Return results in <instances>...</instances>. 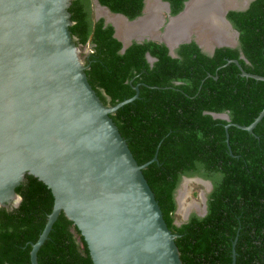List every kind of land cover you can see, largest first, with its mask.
Masks as SVG:
<instances>
[{
    "label": "trees",
    "instance_id": "trees-1",
    "mask_svg": "<svg viewBox=\"0 0 264 264\" xmlns=\"http://www.w3.org/2000/svg\"><path fill=\"white\" fill-rule=\"evenodd\" d=\"M168 2L171 14L187 0ZM112 13L129 20L140 16L144 0H98ZM92 0H72L69 30L77 46L91 45L85 74L104 105L114 106L135 94L110 117L142 170L167 228L176 236L182 264H264V117L252 133L210 113H228L230 123L250 125L264 107V0H253L245 11H229L227 19L239 33L238 48H216L212 56L192 41L180 45L176 57L156 42L132 43L123 54L114 29L95 20ZM155 59L148 63L146 54ZM241 55L243 59L240 58ZM212 183L205 216L190 215L174 224L175 191L182 177ZM16 208L0 206V264H30L31 244L42 232L53 206L52 193L26 175L15 189ZM39 264H93L86 242L63 212L37 253Z\"/></svg>",
    "mask_w": 264,
    "mask_h": 264
},
{
    "label": "water",
    "instance_id": "water-1",
    "mask_svg": "<svg viewBox=\"0 0 264 264\" xmlns=\"http://www.w3.org/2000/svg\"><path fill=\"white\" fill-rule=\"evenodd\" d=\"M71 1L0 0V206L6 208L13 199L19 205L15 189L26 175L37 178L52 193L51 212L31 244L30 264H39L37 253L61 212L82 235L93 264H182L174 242L177 235L167 228L142 173L157 162V153L138 165L110 117L137 99L139 88L133 87L135 94L114 106L101 102L85 74L84 60L78 57L81 46L75 45L69 30ZM159 1L166 5L169 19L163 16L153 27L133 26L127 40L121 39L120 26L104 19L122 44L121 54L134 42H156L176 57L180 45L197 43L195 29L186 39L172 36L174 21L192 0L185 1L173 16L169 3ZM242 1L247 9L253 0ZM93 3L126 24L145 16L146 0L141 15L133 20L112 13L98 0ZM230 9V5L224 8L223 20L238 46L239 33L226 18ZM216 46L231 48L226 42ZM146 59L150 64L155 61L148 53ZM230 63L242 77L264 82V76L245 72L238 60H228L224 66ZM210 115L227 122L229 148L228 128L252 133L264 117V107L248 126L230 123L227 112ZM207 183L210 191L211 182ZM203 209L206 213L205 195ZM186 212L185 220L190 213ZM236 240L230 264H235Z\"/></svg>",
    "mask_w": 264,
    "mask_h": 264
},
{
    "label": "bare ground",
    "instance_id": "bare-ground-1",
    "mask_svg": "<svg viewBox=\"0 0 264 264\" xmlns=\"http://www.w3.org/2000/svg\"><path fill=\"white\" fill-rule=\"evenodd\" d=\"M151 1L153 0H146L145 16L132 25L121 21L119 17L108 16L106 13L102 12L100 8H97V10L102 12L104 16H106V18L115 26H120V37L121 39L127 40V38H129L128 33L131 29H133V26L153 27L158 23L159 19L163 17L162 15H158V13L164 8L163 5L165 4L162 3V5L161 2L157 0L158 2H154L149 6V2ZM229 4L230 2L228 0H192L185 12L174 21L176 26L172 29V36L174 35V37H179V40L186 39L189 37L193 29L200 28L201 30H199L202 33H205V37L212 35L215 41H217V44H223L224 42L222 43V41L224 37H227L229 40L233 39L232 31L228 29L226 23L223 20L224 8H226V6ZM230 6H234V4H231ZM158 16L159 19H157ZM177 37L175 38L178 39ZM189 180L190 178H185L182 189L179 190L181 196L180 198L177 197V202L180 208H182V204H184L182 201L185 192H182V190L187 187L186 184L187 181L189 182ZM195 180L204 182L206 186H208L207 181L201 178H196Z\"/></svg>",
    "mask_w": 264,
    "mask_h": 264
},
{
    "label": "rangeland",
    "instance_id": "rangeland-1",
    "mask_svg": "<svg viewBox=\"0 0 264 264\" xmlns=\"http://www.w3.org/2000/svg\"><path fill=\"white\" fill-rule=\"evenodd\" d=\"M233 5L234 6H230V8H243L244 4L242 5V0H231L229 5ZM92 15H93V19H95V17H100V19H106V16H104V14L100 11L97 10V8L95 7L93 0H92ZM96 20V19H95ZM233 36V35H232ZM234 37V36H233ZM197 42L203 47L202 49L208 52H211L212 49L216 46L215 43H213V41H211L210 39L208 40H204L203 35H200L199 38H197ZM226 44H228V46L234 47L235 46V42H234V38L226 41ZM89 52V47L85 48L84 50H82L81 48H79L78 52V57L81 61L84 60V55L83 52ZM186 178H190L189 182L187 181V187L184 190H182V192L184 193L183 196V203L182 204V208H180L178 206L177 203V208L176 211L174 213V222L179 224L185 221L184 219V214L185 212H190V213H197L199 215L202 214L200 210L203 207V201H204V195H208V190H207V186L204 182H200L195 180L196 178H201V177H186ZM205 181H209L206 180L204 178H201ZM185 181H183V179L180 181V185L178 187V189L180 188V190L182 189V185ZM180 193H176V197L180 198ZM191 206V207H190ZM189 207V208H188ZM204 211V210H203ZM186 212V213H187ZM189 213V214H190Z\"/></svg>",
    "mask_w": 264,
    "mask_h": 264
},
{
    "label": "flooded vegetation",
    "instance_id": "flooded-vegetation-1",
    "mask_svg": "<svg viewBox=\"0 0 264 264\" xmlns=\"http://www.w3.org/2000/svg\"><path fill=\"white\" fill-rule=\"evenodd\" d=\"M156 3V2H158L157 0H153V1H151V2H149L150 4H149V6L152 4V3ZM160 3V2H159ZM162 4V3H161ZM244 3H243V1H242V5H243ZM163 5V4H162ZM164 6V8L162 9V10H160V12L158 13V15H162V16H164L165 17V19L166 20H168L169 19V15H167V13H166V6L165 5H163ZM249 7V6H248ZM245 10H247V9H243V8H233V9H230L229 11H245ZM228 11V12H229ZM170 15H172L171 14V9H170ZM173 16V15H172ZM226 18H227V16H226ZM157 19H159V16L157 17ZM200 28H197V29H195L196 30V33L198 34L197 36H200V35H202L203 34V37H204V40H208V39H210V40H212L213 41V43H215V44H217V41H215V39L213 38V36L212 35H209V36H207V37H205V33H202L200 30H199ZM206 38V39H205ZM234 38V42H236L237 40H236V38L235 37H233ZM226 41H229V39L227 38V37H224L223 38V41H222V43L224 42H226ZM192 42V41H191ZM195 42V41H194ZM196 43V42H195ZM223 43V44H224ZM197 45L199 44L198 42L196 43ZM237 43H235V46L234 47H231V48H233V49H235V48H238V46H239V36H238V46L236 45ZM199 47V46H198ZM82 50H84L85 48H87L86 46H81L80 47ZM203 48V47H202ZM202 48H200L199 47V49L201 50V52H203V53H205V54H207L208 56H211V52H208L207 53V51H205V50H203ZM217 48V46H215L214 48H213V51H212V55L214 54V51H215V49ZM221 48H224V47H221ZM226 48H229V47H226ZM177 50V49H176ZM176 50H175V52H176ZM86 51V50H85ZM83 55H84V60L88 57V55H89V52H83ZM153 64V63H152ZM183 178V177H182ZM182 178H181V180H182ZM210 182V181H209ZM180 185V184H179ZM211 185H212V183H211ZM179 187V186H178ZM180 189V188H179ZM178 188L176 189V191H175V195H174V199H175V203H176V208H177V201H176V193H178V190H179ZM212 189V188H211ZM211 191V190H210ZM210 191H208V193L210 192ZM207 193V194H208ZM182 194V193H181ZM206 196V212H207V195H205ZM16 201L13 199V200H11L8 204H7V209H13V208H16ZM204 209H203V207L200 209V210H198V211H201L202 212V214L201 215H199V214H197V213H190L189 214V216H188V218L184 221V222H182V223H179V224H177V223H175L174 222V224L176 225V226H180V225H182V224H184L185 222H187L188 220H189V218H190V215H192V214H194V215H196V216H198V217H203V216H205V210L203 211ZM176 211V210H175ZM175 213V212H174Z\"/></svg>",
    "mask_w": 264,
    "mask_h": 264
},
{
    "label": "built area",
    "instance_id": "built-area-1",
    "mask_svg": "<svg viewBox=\"0 0 264 264\" xmlns=\"http://www.w3.org/2000/svg\"><path fill=\"white\" fill-rule=\"evenodd\" d=\"M86 47H87V48L89 47V53L92 52V51H91V45H86Z\"/></svg>",
    "mask_w": 264,
    "mask_h": 264
}]
</instances>
